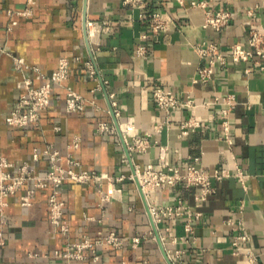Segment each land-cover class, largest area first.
I'll return each instance as SVG.
<instances>
[{"label": "crops", "instance_id": "obj_1", "mask_svg": "<svg viewBox=\"0 0 264 264\" xmlns=\"http://www.w3.org/2000/svg\"><path fill=\"white\" fill-rule=\"evenodd\" d=\"M206 1L210 8L232 11L222 29L204 26L203 10L191 0H146L144 8L124 0H0V153L13 163L11 170L28 163L35 174L45 175L50 168L48 146L60 150L63 162L71 153L79 168L116 177L128 175L135 165L157 161L166 146L169 160L181 170L195 164L210 172H230L213 178L215 191L205 200L197 199L196 186L183 182L161 190L158 203L181 205L183 211L159 223L133 179L117 181L120 193L107 200L100 191H106V182L67 179L59 193L65 201L67 234L50 219V185L38 187L30 205L22 203L32 185L28 181L0 207V264H66L68 241L109 230L148 236L137 247L102 245L97 261L87 250V258H72L70 264H154L167 262L177 249L182 250L180 264H264V59L229 58L225 66L215 64L209 80H194L206 63L196 45L216 41L228 52L234 42L246 40L252 27L264 29V0ZM144 9L160 11L167 27L153 31L140 15ZM92 21L101 24L97 40L90 38ZM139 45L146 46L144 54L138 52ZM63 56L70 60L68 76L54 84L40 123L9 125L5 117L23 89V78H35L38 67L51 72ZM86 59L92 60L93 72ZM157 85L197 101L232 93L237 103L227 115L221 102L168 113L153 97ZM68 89L82 95L84 109H67ZM191 114L201 126L182 125ZM130 116L139 136L149 141L145 151L130 150L118 126ZM100 120L116 128L101 132ZM75 136L79 145L70 147ZM238 167L246 173V187L236 175ZM198 211L201 215L196 216ZM190 217L192 231L185 228ZM243 232L248 239L235 244Z\"/></svg>", "mask_w": 264, "mask_h": 264}, {"label": "built area", "instance_id": "obj_2", "mask_svg": "<svg viewBox=\"0 0 264 264\" xmlns=\"http://www.w3.org/2000/svg\"><path fill=\"white\" fill-rule=\"evenodd\" d=\"M134 6L144 8L146 0H124ZM193 6L200 7L204 12V26H212L217 30L222 29L232 18V11L228 8L213 9L208 6L206 0H191ZM143 19L150 22L153 31H160L167 27V21L157 10H142L140 13ZM16 22V21H14ZM89 34L92 40L99 39L101 33V24L98 21L89 23ZM196 49L201 58L206 59V63L198 69V74L195 81L209 80L214 71L215 64L225 66L228 59L234 61H247L258 57L264 59V29L259 27H252L246 40L244 42L236 41L231 45L228 52L221 49L216 41H211L206 44L198 43ZM138 52L144 54L147 50L145 45H139ZM79 58V56L77 57ZM259 61V60H257ZM21 61H18L20 63ZM87 69L94 71L93 62L91 59L84 61ZM70 67V60L63 56L59 59L58 65L51 72L46 73L42 69L36 68V77L23 78V89L15 99L12 107L6 114V121L9 125L16 127H23L29 124H39L42 111L47 108L51 102L52 90L55 83H62L68 76ZM264 67V66H263ZM102 85L98 83L97 89ZM153 97L156 104L165 109L168 113L177 107H197L210 106L212 103L221 102L225 106L222 108L224 114H228L236 105V97L229 93L224 97L215 96L213 99H206L197 101L191 97H178L173 91L164 86L157 85L153 90ZM86 102L82 95L74 89L67 90L66 107L68 110H82L85 108ZM119 115V110L115 111ZM223 123L226 130L229 128L228 119H224ZM183 126L195 129L201 126V121L191 114L188 119L184 121ZM118 126L123 132L125 139L128 141V147L132 151H145L149 146L148 139L140 137L136 128L135 119L128 117L126 121L119 122ZM97 128L101 132H107L116 128V125L107 120H100L97 123ZM230 140V139H229ZM80 142V137L75 136L70 144V147H77ZM160 156L155 162H148L144 165H135L134 170L128 175L122 173L116 177L107 171L97 169L79 168V162L69 153L65 162L62 160L61 152L58 148L46 147L45 151L49 155L50 168L45 175L35 174L28 163H23L19 166L17 171L11 170L13 163L3 154L0 153V207L7 202V196L15 193L22 185L28 181H32L26 192L22 195V203L30 205L32 203V196L38 187L51 186L48 195V202L50 207V219L56 225L59 232L67 234L70 231L69 224L63 220L65 201L59 196L60 187L67 179L84 182L96 183L102 185L107 183L106 191L101 188L103 199H110L121 191V187L117 185V181L130 178L136 181L138 178L148 202L151 213L155 222H162L165 217L173 213H181L182 206L174 204H160L157 202V193L161 190L173 187L179 183H185L188 186H196L197 199L205 200L215 191L213 185V178H222L229 175L230 172L225 168H217L213 172L206 171L195 164H189L187 169L181 170L178 165L173 164L169 160L168 149L166 146L161 147ZM34 156H38V152H34ZM236 175L246 187V173L238 167ZM201 215L197 212L196 216ZM3 223L0 222V242L3 240ZM185 228L192 231L193 224L191 217L185 223ZM148 234H134L131 236L123 235L115 230L107 232L100 231L96 237L85 236L80 240L68 241L66 249L63 251L64 257L67 258L66 264H70L72 258H87L89 255L87 250L91 251L89 257L93 261L100 259L101 254L99 248L102 245H112L120 248L127 244L132 247H137L141 241L147 237ZM249 237L247 232L238 234L234 240L235 244L247 240ZM176 240V239H175ZM181 249H177L173 255H169V261H157L154 264H180ZM58 252V251H57ZM250 258L254 260L255 255L250 254Z\"/></svg>", "mask_w": 264, "mask_h": 264}, {"label": "water", "instance_id": "obj_3", "mask_svg": "<svg viewBox=\"0 0 264 264\" xmlns=\"http://www.w3.org/2000/svg\"><path fill=\"white\" fill-rule=\"evenodd\" d=\"M136 181H137V183H138V186H139V189H140L141 193L143 194V196H144V198H145L144 190H143V188H142V186H141V184H140L138 178H136ZM147 203H148V202H147ZM148 208H149V207H148ZM149 209H150V208H149ZM168 261L171 263V261H170L169 259H168Z\"/></svg>", "mask_w": 264, "mask_h": 264}]
</instances>
